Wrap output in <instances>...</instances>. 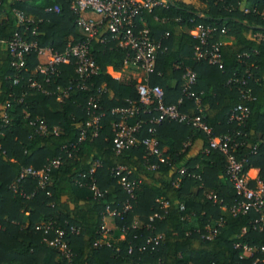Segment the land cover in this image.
<instances>
[{
  "label": "trees",
  "instance_id": "trees-1",
  "mask_svg": "<svg viewBox=\"0 0 264 264\" xmlns=\"http://www.w3.org/2000/svg\"><path fill=\"white\" fill-rule=\"evenodd\" d=\"M52 5H58L59 11L45 10ZM243 5L264 11V0H170L167 7L143 10L136 24L138 29L147 28L153 38L168 33L162 41L165 49L157 54L149 76L151 85L163 89V102H177L184 67L193 69L197 78L192 89L199 101L182 95L180 109L202 115L214 135H230L234 154L246 159L244 170L257 168L264 180V14L244 13ZM14 9L33 17L35 35L33 25L26 28L18 23ZM75 20L71 0H0L3 40L19 31L39 46L60 52L68 43L85 38ZM200 23L217 27L210 41L222 42V69L209 58L195 57L198 40L189 30ZM90 51L97 73L60 101L56 87L76 80L73 62L60 65V73L52 82L43 83L41 91L25 82L27 77H38V55L26 54L24 80L14 84L17 71L11 54L0 45V264H250L254 258L264 264V253L259 251L264 228L255 226L259 214L229 212L237 195L225 173L226 157L208 147L205 132L175 121L150 122L156 104L151 99L148 106L124 120L129 125L141 121L134 133L136 142L115 151L113 126L121 115L114 108L139 103L137 79L126 74L114 77L122 71L125 50L106 28L90 41ZM243 51L251 56L239 59L237 54ZM248 67L249 76L245 74ZM243 74L251 100L241 97L237 85L226 83L229 77ZM91 97L96 98L95 108L89 104ZM241 103L249 106L248 117L242 123L229 122L230 109ZM4 112L7 120L2 118ZM94 115L99 116L96 135L86 125ZM150 137L156 138L159 154H149L142 143ZM196 140L203 141V148L190 155ZM56 158L60 164L49 170L42 184L31 175L18 180L23 167L40 169ZM96 161L100 164L90 174ZM119 164L141 178L122 218L106 212L107 205L122 210L128 198L111 172ZM92 179L103 193L99 197L90 189ZM208 191L223 198L226 208L207 199ZM109 217L114 226L106 230ZM218 220L222 224L217 235L211 240L201 238L206 227ZM48 223L52 228L47 232L36 228ZM58 227L66 231L69 257L50 244ZM158 235V244L147 242ZM244 244L256 248L253 254L244 250ZM142 246L146 248L139 249Z\"/></svg>",
  "mask_w": 264,
  "mask_h": 264
},
{
  "label": "built area",
  "instance_id": "built-area-1",
  "mask_svg": "<svg viewBox=\"0 0 264 264\" xmlns=\"http://www.w3.org/2000/svg\"><path fill=\"white\" fill-rule=\"evenodd\" d=\"M170 0H71V8L76 14V24L84 31L85 38L75 42L73 44L68 43L63 51H54L50 47H41L36 40L29 39L24 33L16 31L14 34L6 40L0 39V45H5L11 54V65L15 68L17 73L13 78V83L18 84L20 80H24L21 76V72L24 71L26 66V54L35 52L40 62L35 67V73L37 76L27 77L25 82L29 88H35L37 90L44 91L43 83H50L60 73V65L74 63V73L76 80H70L67 84L58 85L56 87V95L59 100L62 101L68 96L79 83L84 82L87 78L96 74L98 71L97 64L90 51V41L93 38L98 37L100 29L106 28L112 35V38L116 41L118 47L125 50V56L123 59V69L136 68L138 70V78L136 84V90L139 95V103L135 104L130 102L127 106L116 107L114 111L121 115V121L114 123V137L113 148L116 152H120L122 149L134 144L136 137L134 133L139 129L141 121H136L133 125L126 124L124 120L138 112L142 107L149 105L151 99L156 101V104L152 107L155 114L149 119L150 122L160 123L163 120L175 121L179 123H185L193 128L202 130L207 135L208 147L211 149L219 150L226 157L225 173L230 179L237 199L228 207L229 212L232 215L239 213H247L249 210L258 212L259 218L255 220L257 228H264V180L260 179L258 175L250 176L249 170H244L246 159H239L234 154V149L231 145L232 138L228 134L214 135L211 127L203 119L200 114H193L190 111H182L181 105H184L185 95L189 98H195L198 102L199 98L195 91L192 89L196 84L197 75L193 69L185 66L183 78L184 83L182 85V95L178 98L176 103L165 104L163 102L164 92L159 85H151L149 82V76L154 72L155 62L159 51L164 50L165 46L162 41L168 33H165L160 38H153L147 28L138 29L136 24V18L141 15L143 10L151 11L156 5L167 7ZM46 11H59L58 5H52L45 8ZM242 10L244 13H258L263 15L264 11L258 10L256 6L243 5ZM86 12H90L99 16L98 20H93L85 15ZM14 13L17 17L19 24H24L27 28L28 25H33L31 29L32 35L36 34V27L34 25L35 20L31 16H27L25 13L14 9ZM217 30L216 26L209 24H196L190 29V34L198 40L195 46V57L197 59L209 58L212 63L216 64L222 69V53L220 41H210V36ZM221 32H225V28L221 29ZM251 56L250 52L243 51L237 54L239 59H246ZM179 65H176L178 67ZM250 66H254L251 63ZM247 76L251 75L250 68L245 71ZM118 78L119 76H114ZM228 85H237L240 95L244 100H251L253 96L249 88H245L247 85L246 76H232L226 81ZM89 104L95 108L97 107L96 98L91 97ZM149 111V110H147ZM250 110L246 104H237L233 106L229 111V122L242 123L248 117ZM2 118L8 119L7 114L4 112ZM40 129L45 130V126L41 119ZM99 116L94 115L87 121L86 125L92 127L93 135L97 134ZM30 124H34V121H30ZM150 132L154 131L153 127L149 128ZM146 150L149 154H159L157 149V140L154 137L146 138L142 140ZM161 161L164 158L160 157ZM60 164L59 159H52L44 167L35 169L32 166H26L21 169L18 180H21L27 175L35 176L39 179V183L42 184L48 177V172L52 167H56ZM100 163L96 161L90 168V174H92L95 168ZM113 175L117 178L118 183L128 194V198L125 200L122 210L111 208L106 206L107 216H120L121 213L127 211L131 207L130 199L134 198V192L141 183V178L132 176L131 169L124 165L119 164L111 169ZM180 174L185 173V169L179 170ZM193 175V174H192ZM90 189L93 192L94 197H99L103 193L97 187L95 180L92 179ZM206 198L214 203L220 204L222 208H226L223 198L219 197L214 191H208ZM183 208V205H181ZM222 224V220H218L216 225L207 226L206 230L201 233V238L205 240L213 239L218 233V227ZM254 226V227H255ZM37 229L44 228L45 232L52 228L50 223L37 225ZM106 230L110 228L104 225ZM55 236L50 240V244L57 247L59 251L66 257L71 255V251L67 246V242L64 241L65 229L55 228ZM124 231V228L122 229ZM107 231L104 232L106 234ZM123 236V234L121 235ZM161 236L150 238L147 242H153L154 245L159 243ZM238 246V244H235ZM146 247L142 246L139 249L144 250ZM246 252L250 255L256 250L255 247L247 244L243 245ZM153 249V246H151ZM133 248L130 246L128 252L130 253ZM259 251L264 253V245L259 247ZM259 258H254L250 264H258Z\"/></svg>",
  "mask_w": 264,
  "mask_h": 264
},
{
  "label": "crops",
  "instance_id": "crops-1",
  "mask_svg": "<svg viewBox=\"0 0 264 264\" xmlns=\"http://www.w3.org/2000/svg\"><path fill=\"white\" fill-rule=\"evenodd\" d=\"M85 15L93 20H98L99 19V16L96 15V14H93V13H90V12H86ZM190 31V30H189ZM121 74H126V75H132V76H135L136 79L138 78L137 74H138V70L136 68H125L123 69L121 72H115L114 73V76H120ZM203 148V141L201 140H196L193 144H192V147H191V150L189 152L190 155H195L196 153H198L199 151H201V149ZM249 175L250 176H256L258 175V172L259 170L257 168H250L249 169ZM112 218H107L106 219V224H107V227L111 228L113 227V223L112 225L108 224L109 221H111ZM113 222V221H112Z\"/></svg>",
  "mask_w": 264,
  "mask_h": 264
},
{
  "label": "rangeland",
  "instance_id": "rangeland-1",
  "mask_svg": "<svg viewBox=\"0 0 264 264\" xmlns=\"http://www.w3.org/2000/svg\"><path fill=\"white\" fill-rule=\"evenodd\" d=\"M112 223H113L112 220L108 222L109 225H110V224L112 225Z\"/></svg>",
  "mask_w": 264,
  "mask_h": 264
}]
</instances>
